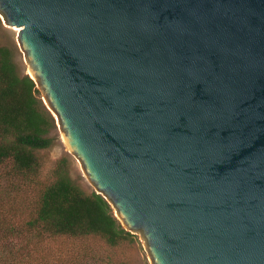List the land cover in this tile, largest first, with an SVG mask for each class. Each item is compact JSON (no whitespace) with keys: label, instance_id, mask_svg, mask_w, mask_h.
<instances>
[{"label":"water","instance_id":"obj_1","mask_svg":"<svg viewBox=\"0 0 264 264\" xmlns=\"http://www.w3.org/2000/svg\"><path fill=\"white\" fill-rule=\"evenodd\" d=\"M0 17L150 264H264V0H0Z\"/></svg>","mask_w":264,"mask_h":264},{"label":"trees","instance_id":"obj_2","mask_svg":"<svg viewBox=\"0 0 264 264\" xmlns=\"http://www.w3.org/2000/svg\"><path fill=\"white\" fill-rule=\"evenodd\" d=\"M0 30L7 33L1 17ZM8 38L0 44V264H131L92 251L110 253L137 236L101 194L72 179L67 159L41 182L39 152L55 145L56 120Z\"/></svg>","mask_w":264,"mask_h":264},{"label":"rangeland","instance_id":"obj_3","mask_svg":"<svg viewBox=\"0 0 264 264\" xmlns=\"http://www.w3.org/2000/svg\"><path fill=\"white\" fill-rule=\"evenodd\" d=\"M2 23L5 30H7L6 31L7 33H4L0 30V44L8 43V39H9L8 37H10L11 40L12 39L16 40L18 29L6 26L3 20ZM19 53L20 54L18 55V59L20 60L23 69L26 72L28 65L24 60V55L22 54L20 48H19ZM55 120L57 125V129L54 132V135L56 137L55 145L51 149L39 152L43 162L41 182L45 183V185L48 184L52 179V173L54 169L57 167V164L61 160L67 159L69 165V172L72 179L76 181L85 191L87 192L94 191L93 189H91L90 183L85 177L79 161L70 153L67 146L65 145L62 133L57 124V119L55 118ZM4 172L5 169L0 168V176L4 174ZM57 243H61V242H57ZM57 243H52V246L57 248L59 246ZM20 245L23 244L20 243ZM91 247H92V251L99 254V256H103L104 258L110 256L114 261L123 260L131 264H144L146 262L150 264L149 254L147 252L146 246L138 239L134 244L113 250L110 253L104 252L102 249H100L98 245H94V246L92 245Z\"/></svg>","mask_w":264,"mask_h":264}]
</instances>
